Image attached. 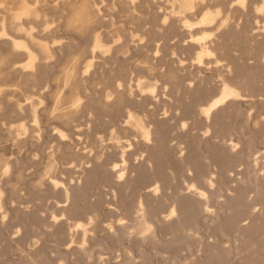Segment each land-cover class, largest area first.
Returning a JSON list of instances; mask_svg holds the SVG:
<instances>
[{
  "label": "rangeland",
  "instance_id": "rangeland-1",
  "mask_svg": "<svg viewBox=\"0 0 264 264\" xmlns=\"http://www.w3.org/2000/svg\"><path fill=\"white\" fill-rule=\"evenodd\" d=\"M248 2L230 0V8L238 7L233 22L226 28L219 23L212 26V33L220 38L211 36L214 55L206 58L202 73L195 61L197 44L190 31L163 24L167 36L159 41L162 49L154 54L151 45L146 55L153 63L163 59V70L168 64L177 70L184 82L180 96L193 103L189 115L168 108L175 102L170 87L161 81L154 92L148 86L139 91L137 99L148 102L149 111L157 110V118L167 122V127L159 125L160 130L153 133L150 149L138 144L135 134L120 137L112 127L95 134L94 127L83 125L60 137V126L43 116L42 140L35 148L27 144L19 149L14 139H8L10 133L4 127L0 150L13 159L15 169H23L27 186L36 193H46V197L35 200L22 186L24 200L16 207L24 217L22 222H15L8 202L10 192L5 187L3 213L8 217L3 223L0 213V264L13 256V238L19 240L27 232L31 238L25 242L28 249H44L55 261L65 256L67 264H264V12L252 11ZM110 9L115 14L118 10ZM135 13L146 20L151 18L150 14ZM106 18L116 22L121 34L125 32L126 24L117 15ZM238 22L239 28H235ZM200 30L194 23L193 32ZM127 38L125 35L122 42ZM146 50L140 45L127 56L108 55L105 71L109 74L120 69ZM63 62V56L57 57L53 70ZM224 80L240 83L243 96L219 106L207 119L204 109L219 94ZM54 89L50 85L47 91ZM49 106L47 101L44 108ZM119 124L124 125V118ZM100 137L112 155L97 164L90 155L101 144ZM60 142L71 146L75 154L86 156L65 159L68 174L59 171L64 153L58 149ZM51 164L54 169L48 173ZM9 179L15 180V175ZM53 179L60 182L57 189ZM151 186H159L156 195L148 194ZM195 189L204 197L195 202L189 215L180 205L187 198L195 200ZM142 201L150 209L151 235L138 232L126 215ZM65 209L77 213L62 215ZM95 210V229L82 247L76 224L83 221L89 225ZM54 216L64 232L57 242L55 229L45 226ZM234 216L238 218L230 224ZM41 231L45 232L43 240L37 237Z\"/></svg>",
  "mask_w": 264,
  "mask_h": 264
},
{
  "label": "bare ground",
  "instance_id": "bare-ground-1",
  "mask_svg": "<svg viewBox=\"0 0 264 264\" xmlns=\"http://www.w3.org/2000/svg\"><path fill=\"white\" fill-rule=\"evenodd\" d=\"M103 2H106L105 7L100 10ZM247 2L252 11L264 12V0ZM229 4L230 0H0V132L6 127L10 133L8 139H14L19 149L27 144L35 148L43 137V116L60 126V137L67 136L68 130H78L83 125L94 127L95 134L112 127L120 137L135 134L137 143L150 149L153 133L158 132L160 126L167 127V122L157 118V110L149 111L148 102L137 99L139 91L148 86L154 92L161 81L170 87L172 101L175 102L172 106V102H167L170 105L168 108L173 107L183 115L191 113L193 102L180 96L184 88L183 77L171 64L163 70V59L153 63L146 55L149 47L154 45L152 52L157 54L163 47L159 41L167 36L164 32L166 25L163 24L179 25L190 31L191 39L197 44L195 61L202 73L206 58L214 55L211 36L220 38L212 33V26L219 23L226 28L235 18L234 11L238 7L230 8ZM112 7L118 8L116 14L110 9ZM135 12L150 14L151 18L146 20L136 16ZM111 15H117V19H122L126 24L123 34L116 28V22L112 23L106 18ZM194 23L200 25L199 32H193ZM239 25L238 22L235 28H239ZM125 35L128 38L122 42ZM140 45L147 48L144 55H136L132 62L120 69H112L109 74L105 71L108 55L127 56ZM73 47L77 48L73 50ZM60 56L64 57V62L54 71L53 62ZM219 61L216 59L215 63ZM50 85L55 89L48 92ZM240 85L235 80L223 81L219 94L204 109L207 119L219 106L243 96ZM199 93L193 94V98ZM47 101L50 106L44 108ZM123 118L124 125H120ZM2 139L0 136V143ZM98 139L101 144L90 156L100 164L112 153L110 146L103 143L104 138ZM58 149L64 151L62 167L59 168L62 174L70 172L69 168L64 167L68 158L86 157L75 154L71 146H64L61 142ZM126 160L123 155L122 161ZM53 169L54 164H51L48 173ZM12 175H15V180L9 179ZM145 175L143 173L141 178L144 179ZM26 180L23 169H15L13 159L0 150V213L3 223L8 217L3 213L6 188L10 192L8 202L14 210L15 222H22L24 217V213L16 207L18 202L24 200L20 193L22 186L30 191L35 200L46 197V193H36L29 188ZM53 182L57 189L60 182L57 179H53ZM158 190L159 186H151L148 194L156 195ZM69 193L70 190L66 189V194ZM203 197L204 193L195 189V200H183L181 210L193 214L195 202L203 200ZM66 212L65 209L62 215H66ZM68 213L73 215L77 211L71 209ZM126 215L138 232L152 234L150 209L143 201L131 207ZM57 218L54 216L53 222L45 223L47 228L55 229L56 242L64 237L63 226H57ZM237 218L232 217L229 223ZM90 220L89 225L83 221L76 224L82 247L87 244L88 233L95 229L98 220L96 210ZM29 234L27 232L16 241L13 238L15 244L10 249L13 256L3 264H67L65 256L55 261L44 249H28V242H25L30 238ZM44 235L45 232L41 231L37 237L43 240ZM9 239L12 240L11 237ZM9 239L6 241L10 244Z\"/></svg>",
  "mask_w": 264,
  "mask_h": 264
}]
</instances>
